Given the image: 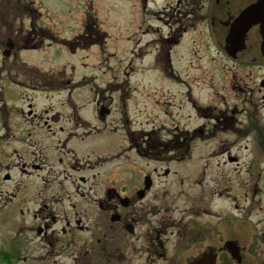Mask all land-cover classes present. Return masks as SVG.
Here are the masks:
<instances>
[{
  "label": "flooded vegetation",
  "instance_id": "af4514ba",
  "mask_svg": "<svg viewBox=\"0 0 264 264\" xmlns=\"http://www.w3.org/2000/svg\"><path fill=\"white\" fill-rule=\"evenodd\" d=\"M260 1L174 0L169 13L180 17L161 36H182L179 19L206 24L216 52L244 71L226 94L176 96L163 110L170 122L154 128L159 147L152 125L135 127L118 83H57L55 19L41 0H0V264H264V165L255 189L224 180L232 163L263 161L264 144L242 161L233 145L211 160L206 150L220 146L203 143L264 135V24L237 21ZM87 37L64 43L74 54ZM162 98L145 99L162 107ZM183 104L194 115L181 128Z\"/></svg>",
  "mask_w": 264,
  "mask_h": 264
},
{
  "label": "rangeland",
  "instance_id": "374dc122",
  "mask_svg": "<svg viewBox=\"0 0 264 264\" xmlns=\"http://www.w3.org/2000/svg\"><path fill=\"white\" fill-rule=\"evenodd\" d=\"M41 1V10L44 13L52 11L55 19L56 49L53 50L52 57L55 61L52 64L56 67L57 83H118L120 96L132 99L127 110L136 119V128H148L152 125L154 129L165 122L166 118L170 122L163 110L170 111V104L175 102L176 96L182 98V101L183 94H191L199 98L195 97L196 101L204 102L208 95L231 92L234 85L231 82L243 75L244 69L240 67V62H232L223 53L216 52L215 41L209 35L206 24L199 22L193 24L195 26L192 28L191 23L179 19L187 29L182 36L174 35V38L168 39L161 36L167 31L166 23L171 22L173 17H180L176 13H169L174 0ZM205 10V6L202 7L201 13ZM81 31L88 34L85 49L73 54L72 50L65 47L62 39H69ZM72 41L75 42L74 39ZM179 83H185L189 90ZM194 83H197L196 88ZM249 86L242 85L246 91H250ZM148 95H167V98L160 99V103L165 102L162 107H150L151 100L145 99ZM152 101L156 102L155 98ZM185 115H194L188 104H183L177 118L175 117L180 119L178 124L181 128L190 126L189 123L180 125L185 121ZM153 131L157 133L152 135L151 142L161 147L158 143L160 140L156 138L159 130ZM179 138L184 145L188 142L187 136L179 135ZM203 143L220 146L213 151L206 150V145L201 147V150L211 154V160L221 159L220 150L233 145L241 149L238 153H243L245 156L241 160L246 161L253 159L252 146L257 150L263 146L264 135L214 134ZM121 156L138 160L130 151L121 152ZM256 158L257 161L249 169L246 162L230 164L231 168L237 167L232 173H226L225 177L223 173L224 180L231 179L228 181L233 185L248 180V184L255 189L254 182L258 173L256 167L264 165V160L261 161L258 155ZM221 170L227 171L224 166L214 171L209 169L210 173L206 177H211L214 173L219 178ZM221 204V201H215V206ZM2 235L0 232V238Z\"/></svg>",
  "mask_w": 264,
  "mask_h": 264
},
{
  "label": "water",
  "instance_id": "95a60500",
  "mask_svg": "<svg viewBox=\"0 0 264 264\" xmlns=\"http://www.w3.org/2000/svg\"><path fill=\"white\" fill-rule=\"evenodd\" d=\"M262 16L263 20L261 19ZM258 20L264 24V1L256 2L243 10L238 23L244 24L245 28H247Z\"/></svg>",
  "mask_w": 264,
  "mask_h": 264
}]
</instances>
